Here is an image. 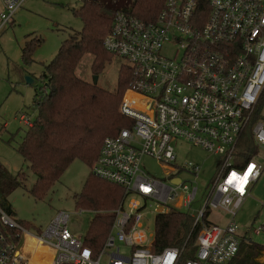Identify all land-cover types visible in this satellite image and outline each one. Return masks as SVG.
<instances>
[{"label":"built area","instance_id":"1","mask_svg":"<svg viewBox=\"0 0 264 264\" xmlns=\"http://www.w3.org/2000/svg\"><path fill=\"white\" fill-rule=\"evenodd\" d=\"M24 1L1 0L0 27ZM102 43L132 70L119 105L130 126L103 139L91 166L94 176L123 190L110 229L93 250L84 242L86 234L69 229L67 212L59 211L44 232L35 234L0 205V264H39L48 258V264H229L243 240L234 218L264 171V117L253 118L260 113L264 89V0H164L152 21L117 10ZM129 92L140 98H128ZM20 120L31 125L30 116L21 114ZM248 125L255 151L236 163ZM176 140L220 157L211 189L192 213L187 209L198 188H190L179 173L197 177L201 167L191 161L172 164ZM144 156L161 163L167 180L142 169ZM153 205L157 214L185 208L193 227L200 225L190 257H184L185 245L153 249L154 235H146L143 224ZM212 208L230 218L205 223L203 216L209 218ZM37 245L49 253L35 262ZM257 259L264 263V255Z\"/></svg>","mask_w":264,"mask_h":264},{"label":"trees","instance_id":"2","mask_svg":"<svg viewBox=\"0 0 264 264\" xmlns=\"http://www.w3.org/2000/svg\"><path fill=\"white\" fill-rule=\"evenodd\" d=\"M163 3L164 0H133L129 7L123 6L119 10L144 21H152ZM117 10L103 5L100 0H83L82 5L74 9V14L82 21L81 30L62 42L40 75L43 86L35 94L36 115L17 146V152L36 176L29 190L34 198H43L73 160L79 159L91 167L103 139L130 126V119L119 112L121 99L132 78L128 64L120 66L116 87L112 91L76 74L77 65L86 54L92 57L90 70L94 75L102 73L111 60L113 54L104 48L102 42ZM32 42L27 41L22 49L25 64L30 63L33 46L40 40L36 37ZM263 95L264 89L257 103V112L262 106ZM256 118L257 115L254 116ZM242 137L249 139L248 158L255 151L250 125L243 131ZM25 179L23 172L8 177L0 167V205L11 214L7 195ZM122 194L119 185L89 173L80 192L73 195L76 208L96 212L84 237L85 244L93 250L102 245L112 223L111 211L121 201ZM203 221L209 223L208 213L204 214ZM154 225L155 251L185 245L188 252L184 257L191 256L200 231V225L193 227V217L173 209L158 213ZM262 255L264 245L243 239L238 254L229 264H262L257 259Z\"/></svg>","mask_w":264,"mask_h":264},{"label":"rangeland","instance_id":"3","mask_svg":"<svg viewBox=\"0 0 264 264\" xmlns=\"http://www.w3.org/2000/svg\"><path fill=\"white\" fill-rule=\"evenodd\" d=\"M100 1L114 10H119L123 6L129 7L133 2V0ZM82 2L83 0H25L10 22L0 27V167L8 177L21 172L26 175L23 184L12 189L7 195V201L11 206L13 217L35 234L44 232L54 216L59 211H64L70 216L69 229L76 235L83 236L96 215L93 210L76 208L73 198L74 194L80 192L88 174L92 173L91 167L79 159L73 160L44 197L37 199L29 192L36 176L30 170L28 162L17 152V146L28 128V125L20 120V115L30 116L31 119L35 117V94L43 86L40 75L44 72L45 65L55 56L62 42L81 30L82 21L74 14V9H78ZM3 10L0 0V13ZM36 37L40 42L34 44L31 61L25 64L22 59V49L27 41L34 42ZM91 61V55H84L77 65L76 74L91 82H95L96 76V83L111 91L116 87L120 66L128 64L126 59L113 55L102 73L94 75L90 70ZM28 79H32L33 82L28 83ZM259 112L257 118L264 117V97ZM248 141V137H242L238 142L236 163L247 157ZM173 146L176 160L172 164L181 167L191 161L201 167L197 177L183 170L179 173L190 188L195 184L198 188L191 209H187L192 213L204 203L215 178L220 157L182 140L174 141ZM141 167L152 176L167 180L165 169L154 158L144 156ZM263 180L264 171L258 181L260 183L252 190L250 196L245 198L234 218L239 224L242 239L262 245H264ZM153 208L154 205L148 207L144 214L143 224L146 235H154V219L157 213ZM80 209L83 211L79 212ZM182 209L186 211L185 208ZM229 218L230 216L221 208L210 209L208 219L212 223L224 224ZM257 227L260 228L258 234L254 232ZM126 250L124 248L122 251Z\"/></svg>","mask_w":264,"mask_h":264},{"label":"bare ground","instance_id":"4","mask_svg":"<svg viewBox=\"0 0 264 264\" xmlns=\"http://www.w3.org/2000/svg\"><path fill=\"white\" fill-rule=\"evenodd\" d=\"M128 98L132 97L133 99H139V95L137 94H132L131 92L128 93L127 95ZM48 249L46 247H43V246H40V245H37V247H35V253L33 254L32 256V261H35L37 262V260L39 259V257H42V256H46V254L48 255ZM49 258L48 259H45L43 261H41L39 264H48L49 263Z\"/></svg>","mask_w":264,"mask_h":264},{"label":"water","instance_id":"5","mask_svg":"<svg viewBox=\"0 0 264 264\" xmlns=\"http://www.w3.org/2000/svg\"><path fill=\"white\" fill-rule=\"evenodd\" d=\"M96 79H97V77L95 76V82H96ZM27 81H28V83H32L33 82L32 79H28ZM178 181H179L178 179H174L173 183H177Z\"/></svg>","mask_w":264,"mask_h":264},{"label":"crops","instance_id":"6","mask_svg":"<svg viewBox=\"0 0 264 264\" xmlns=\"http://www.w3.org/2000/svg\"><path fill=\"white\" fill-rule=\"evenodd\" d=\"M261 176H262V175H261ZM260 178H261V177H260ZM259 180H260V179H259ZM259 180H258V181H259ZM258 181H257V183H255V185L253 186V189L256 187V185H258V184L260 183V182H258ZM263 183H264V180H263ZM253 189H252V190H253ZM249 196H250V195H249Z\"/></svg>","mask_w":264,"mask_h":264},{"label":"snow or ice","instance_id":"7","mask_svg":"<svg viewBox=\"0 0 264 264\" xmlns=\"http://www.w3.org/2000/svg\"><path fill=\"white\" fill-rule=\"evenodd\" d=\"M249 171H251V169L249 170ZM247 179V177H245V180Z\"/></svg>","mask_w":264,"mask_h":264}]
</instances>
